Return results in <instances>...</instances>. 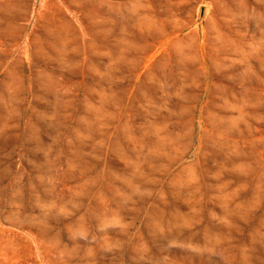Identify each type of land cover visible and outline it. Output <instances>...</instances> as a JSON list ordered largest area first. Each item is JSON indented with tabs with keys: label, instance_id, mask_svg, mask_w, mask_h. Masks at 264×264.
Wrapping results in <instances>:
<instances>
[{
	"label": "rangeland",
	"instance_id": "rangeland-1",
	"mask_svg": "<svg viewBox=\"0 0 264 264\" xmlns=\"http://www.w3.org/2000/svg\"><path fill=\"white\" fill-rule=\"evenodd\" d=\"M0 264H264V0H0Z\"/></svg>",
	"mask_w": 264,
	"mask_h": 264
}]
</instances>
